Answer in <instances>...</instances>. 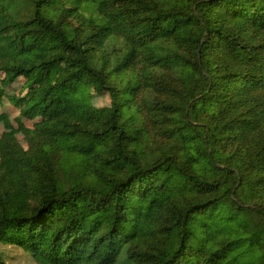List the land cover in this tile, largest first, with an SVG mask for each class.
<instances>
[{"label": "trees", "instance_id": "obj_1", "mask_svg": "<svg viewBox=\"0 0 264 264\" xmlns=\"http://www.w3.org/2000/svg\"><path fill=\"white\" fill-rule=\"evenodd\" d=\"M65 152L104 187L73 185ZM13 250L264 264V0H0V264Z\"/></svg>", "mask_w": 264, "mask_h": 264}, {"label": "rangeland", "instance_id": "obj_2", "mask_svg": "<svg viewBox=\"0 0 264 264\" xmlns=\"http://www.w3.org/2000/svg\"><path fill=\"white\" fill-rule=\"evenodd\" d=\"M60 168L62 172H66L69 175L72 179L73 185L83 182V185L94 190H101L104 187V184L94 175V173H88L87 159L85 157L79 158L78 162H76L70 153L65 152L61 158ZM11 179L12 177L10 176H4L1 178V181L7 182ZM6 261L9 264L34 263L33 261L24 258L21 252L14 250L8 253Z\"/></svg>", "mask_w": 264, "mask_h": 264}]
</instances>
